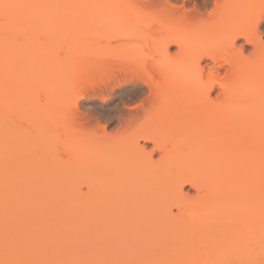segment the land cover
Here are the masks:
<instances>
[{"label":"bare ground","instance_id":"obj_1","mask_svg":"<svg viewBox=\"0 0 264 264\" xmlns=\"http://www.w3.org/2000/svg\"><path fill=\"white\" fill-rule=\"evenodd\" d=\"M84 1L105 9L118 4ZM169 1L131 0L143 11L159 8L156 57L145 60L134 52L136 57L128 58L134 49L122 42L111 50L127 54L124 63L101 62L93 55L103 48L89 44L77 58L79 77L90 82L79 89L80 96L137 104L118 110L114 134L98 131L80 141L87 179L73 189L75 201L63 207L64 218H75L83 232L93 221L100 232L122 228L140 236L128 251L129 245L116 244L121 255L131 252L126 257L135 264H264V121H259L264 119V46L256 30L264 20V0H181L179 7ZM33 2L0 0V12L29 13ZM239 38L253 47L248 57L235 48ZM218 45L230 55L222 59L213 49ZM200 46L193 60L190 55ZM171 47L177 49L174 56ZM206 58L211 68L201 66ZM220 59L229 78L220 77ZM56 113L51 107V128L63 122ZM140 142L150 144V151ZM50 191L49 196H59Z\"/></svg>","mask_w":264,"mask_h":264},{"label":"rangeland","instance_id":"obj_2","mask_svg":"<svg viewBox=\"0 0 264 264\" xmlns=\"http://www.w3.org/2000/svg\"><path fill=\"white\" fill-rule=\"evenodd\" d=\"M33 1L35 7L29 13L12 11L6 16L2 11L4 16L0 12V264H135L126 256L132 248L130 243L138 242L140 236L125 233L122 228L100 232L93 221L90 230L79 231L75 218H64L63 207L75 201L73 189L87 179L84 177L88 172L83 169L86 162L82 160L86 153L78 150L80 141L97 137L98 131L114 134L120 119L118 110L137 104L123 102L122 106L114 96L104 99L80 96L79 89L90 84L86 85L78 75L77 62L82 50L87 44L99 46L103 50L93 57L103 63H114L121 61L124 53L118 52L117 56L111 49L124 42L134 49L128 58L135 54L145 60L156 57L159 8L143 11L131 0H118L117 5L108 9L103 4L96 5V1L89 7L84 0ZM169 2L181 6V0ZM186 7L193 10L191 4ZM211 7L205 10L207 15ZM118 19L123 23L117 24ZM256 30L259 44L264 46V20L257 23ZM252 37L255 39V34ZM221 45L210 47L221 53L223 59L226 53L230 55L227 51L230 47L225 43L224 47L229 48L222 49ZM201 46L191 53L193 60L200 56ZM235 48L242 49L244 57L253 52L251 44L243 38L235 42ZM169 54L176 55V47L169 48ZM222 59L217 61L216 68H224L220 69V77L226 79L231 71L222 66ZM201 66L207 69L213 63L206 58ZM103 67L99 65L100 77L104 74ZM143 89L142 93L146 90ZM51 107L56 108L63 121L52 128ZM241 121L249 120L242 117ZM141 145L144 144L140 142ZM144 146L147 152L152 148L150 144ZM78 152L82 155L79 159ZM153 159L157 160V156ZM50 189H55L59 196H49ZM81 190L86 192L85 187ZM184 193L194 192L185 188ZM120 243L129 245L126 254L117 251L116 244Z\"/></svg>","mask_w":264,"mask_h":264}]
</instances>
